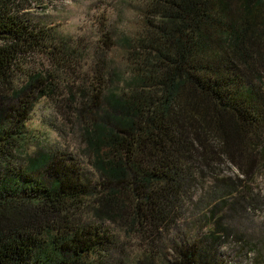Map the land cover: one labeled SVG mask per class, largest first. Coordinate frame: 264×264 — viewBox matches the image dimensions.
I'll return each instance as SVG.
<instances>
[{
    "label": "trees",
    "instance_id": "16d2710c",
    "mask_svg": "<svg viewBox=\"0 0 264 264\" xmlns=\"http://www.w3.org/2000/svg\"><path fill=\"white\" fill-rule=\"evenodd\" d=\"M22 10L0 0V264H130L120 233L175 230L196 190L203 239L177 246L171 262H157L155 243L143 258L220 264L215 246L244 238L264 169V0H144L141 30L107 39L89 85L75 76L65 116L89 173L29 126L54 73L83 51ZM35 55L54 73L16 83Z\"/></svg>",
    "mask_w": 264,
    "mask_h": 264
},
{
    "label": "rangeland",
    "instance_id": "374dc122",
    "mask_svg": "<svg viewBox=\"0 0 264 264\" xmlns=\"http://www.w3.org/2000/svg\"><path fill=\"white\" fill-rule=\"evenodd\" d=\"M22 13L30 14L33 20H39L57 29L60 36L75 42L83 51L82 59L75 67L64 72L54 73L56 66L39 55L27 58L19 66L21 73H16L21 83L29 76L38 73H54L55 90L39 100L34 108L29 123L30 128L41 138L45 146L57 155L73 157L83 167L91 171L87 158L80 144L79 132L70 125L65 116L66 107L71 104L70 94L76 90L79 79L75 76L91 79L93 64L91 59L96 52L105 51L103 45L117 43L123 37H130L141 30V6L144 0H20ZM104 49V50H103ZM118 56V55H117ZM85 82V80H84ZM63 109H62V108ZM63 110V112H62ZM63 155V156H64ZM90 170V171H89ZM225 175L231 174V168L225 169ZM255 201L247 211L244 238L231 239L227 243L215 246V259L220 264H264V169L261 170L254 188ZM186 199L181 221L175 230H168L159 236L138 237L132 232L120 233L118 239L122 258L130 264H150L144 252L155 243L154 254L160 260L173 261L175 248L203 239L205 229L201 213L203 207L197 202L201 196L199 190L192 191ZM111 231L117 230L112 224H104ZM118 231V230H117ZM157 263V264H158Z\"/></svg>",
    "mask_w": 264,
    "mask_h": 264
}]
</instances>
